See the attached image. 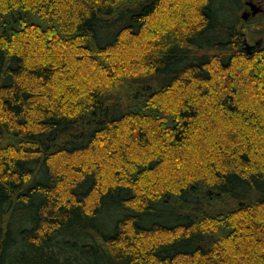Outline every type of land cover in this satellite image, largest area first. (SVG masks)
Returning a JSON list of instances; mask_svg holds the SVG:
<instances>
[{
    "label": "trees",
    "instance_id": "16d2710c",
    "mask_svg": "<svg viewBox=\"0 0 264 264\" xmlns=\"http://www.w3.org/2000/svg\"><path fill=\"white\" fill-rule=\"evenodd\" d=\"M245 5L0 0V264H264Z\"/></svg>",
    "mask_w": 264,
    "mask_h": 264
},
{
    "label": "rangeland",
    "instance_id": "374dc122",
    "mask_svg": "<svg viewBox=\"0 0 264 264\" xmlns=\"http://www.w3.org/2000/svg\"><path fill=\"white\" fill-rule=\"evenodd\" d=\"M249 2H253L256 7H259V9L254 14V9L252 8L251 4ZM244 13H247L248 16H260L264 14V0H246V5L244 9L242 10V16ZM244 18V17H243ZM247 40V39H246ZM252 43H249L250 45H256V46H262L264 44V37L260 34H256L253 37ZM259 42V43H257ZM252 47L249 52H251Z\"/></svg>",
    "mask_w": 264,
    "mask_h": 264
},
{
    "label": "water",
    "instance_id": "95a60500",
    "mask_svg": "<svg viewBox=\"0 0 264 264\" xmlns=\"http://www.w3.org/2000/svg\"><path fill=\"white\" fill-rule=\"evenodd\" d=\"M250 4H251V6H252V8L254 9V14L256 13V11L259 9V7H256L255 5H254V3L253 2H249ZM243 17L245 18V19H248V14L247 13H244L243 14ZM257 43H259V42H257ZM253 45H250L249 43L247 44V49L250 51V49H251V47H252Z\"/></svg>",
    "mask_w": 264,
    "mask_h": 264
}]
</instances>
